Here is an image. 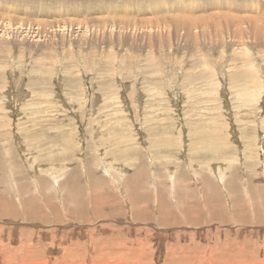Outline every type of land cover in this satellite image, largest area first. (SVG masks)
Masks as SVG:
<instances>
[{"label": "rangeland", "instance_id": "374dc122", "mask_svg": "<svg viewBox=\"0 0 264 264\" xmlns=\"http://www.w3.org/2000/svg\"><path fill=\"white\" fill-rule=\"evenodd\" d=\"M0 264H264V0H0Z\"/></svg>", "mask_w": 264, "mask_h": 264}, {"label": "bare ground", "instance_id": "6f19581e", "mask_svg": "<svg viewBox=\"0 0 264 264\" xmlns=\"http://www.w3.org/2000/svg\"><path fill=\"white\" fill-rule=\"evenodd\" d=\"M163 8V7H162ZM45 16V15H44ZM43 16V17H44ZM262 19V18H261ZM250 65V64H249ZM246 71V70H245ZM246 74V73H245ZM244 75V74H243ZM244 76H247V75H244ZM258 77V76H257ZM123 151V150H122ZM76 198V197H75ZM82 204V203H81ZM139 206V205H138ZM137 207V206H136ZM7 207H3V209L5 210V212L7 211V209H6ZM9 211V210H8ZM17 212V211H16ZM12 215V214H11ZM5 216V215H4ZM16 216H18V215H16Z\"/></svg>", "mask_w": 264, "mask_h": 264}]
</instances>
